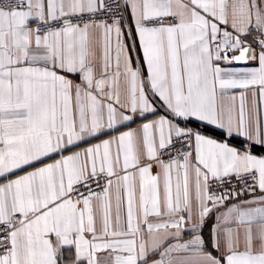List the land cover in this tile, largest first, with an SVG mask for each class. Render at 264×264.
<instances>
[{"label": "snow or ice", "instance_id": "snow-or-ice-1", "mask_svg": "<svg viewBox=\"0 0 264 264\" xmlns=\"http://www.w3.org/2000/svg\"><path fill=\"white\" fill-rule=\"evenodd\" d=\"M0 264H264V0H0Z\"/></svg>", "mask_w": 264, "mask_h": 264}, {"label": "crops", "instance_id": "crops-1", "mask_svg": "<svg viewBox=\"0 0 264 264\" xmlns=\"http://www.w3.org/2000/svg\"><path fill=\"white\" fill-rule=\"evenodd\" d=\"M133 127H135V125H133ZM187 239V237H185Z\"/></svg>", "mask_w": 264, "mask_h": 264}]
</instances>
